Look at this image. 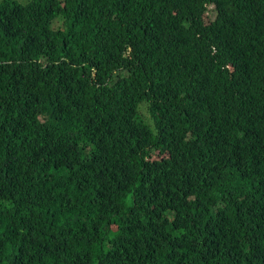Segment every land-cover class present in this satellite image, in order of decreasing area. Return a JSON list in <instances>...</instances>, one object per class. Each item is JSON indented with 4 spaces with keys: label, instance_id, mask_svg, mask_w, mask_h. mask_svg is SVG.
<instances>
[{
    "label": "trees",
    "instance_id": "16d2710c",
    "mask_svg": "<svg viewBox=\"0 0 264 264\" xmlns=\"http://www.w3.org/2000/svg\"><path fill=\"white\" fill-rule=\"evenodd\" d=\"M0 264H264V0H0Z\"/></svg>",
    "mask_w": 264,
    "mask_h": 264
},
{
    "label": "rangeland",
    "instance_id": "374dc122",
    "mask_svg": "<svg viewBox=\"0 0 264 264\" xmlns=\"http://www.w3.org/2000/svg\"><path fill=\"white\" fill-rule=\"evenodd\" d=\"M16 1H18L20 3H26V2H28L30 0H16ZM208 17H210V18L214 17V12L212 10V6L208 7V13H207V16H206L205 19L207 20ZM59 24H60V22L57 23V25H59ZM140 111H141L142 115L145 117V119L148 121V123L151 124L152 123V118H151V116H150V114H149V112L147 110L146 104L141 105Z\"/></svg>",
    "mask_w": 264,
    "mask_h": 264
}]
</instances>
